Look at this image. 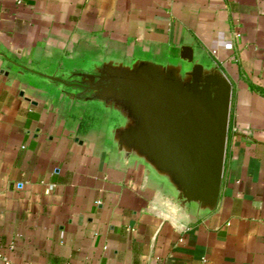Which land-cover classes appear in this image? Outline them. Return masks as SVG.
<instances>
[{
  "label": "crops",
  "instance_id": "0c3cea01",
  "mask_svg": "<svg viewBox=\"0 0 264 264\" xmlns=\"http://www.w3.org/2000/svg\"><path fill=\"white\" fill-rule=\"evenodd\" d=\"M99 42L189 46L229 80L213 213L169 217L104 149L96 109L67 115L9 63L50 68ZM0 264H264V0H0Z\"/></svg>",
  "mask_w": 264,
  "mask_h": 264
},
{
  "label": "water",
  "instance_id": "95a60500",
  "mask_svg": "<svg viewBox=\"0 0 264 264\" xmlns=\"http://www.w3.org/2000/svg\"><path fill=\"white\" fill-rule=\"evenodd\" d=\"M9 63L48 99L57 96L67 115L97 109L104 149L141 172L169 217L188 225L216 210L232 87L211 57L189 46L125 50L99 42L50 68Z\"/></svg>",
  "mask_w": 264,
  "mask_h": 264
},
{
  "label": "flooded vegetation",
  "instance_id": "af4514ba",
  "mask_svg": "<svg viewBox=\"0 0 264 264\" xmlns=\"http://www.w3.org/2000/svg\"><path fill=\"white\" fill-rule=\"evenodd\" d=\"M97 110V109H96Z\"/></svg>",
  "mask_w": 264,
  "mask_h": 264
}]
</instances>
